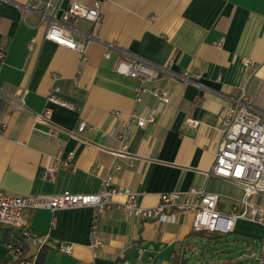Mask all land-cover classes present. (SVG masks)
Returning a JSON list of instances; mask_svg holds the SVG:
<instances>
[{
  "label": "crops",
  "instance_id": "crops-1",
  "mask_svg": "<svg viewBox=\"0 0 264 264\" xmlns=\"http://www.w3.org/2000/svg\"><path fill=\"white\" fill-rule=\"evenodd\" d=\"M33 1L45 0H0V91H24L23 110H9L0 96V123H6L0 129V191L93 193L109 163L117 160L123 168L114 174L115 183L125 193H135L144 207L156 205L163 193H184L191 187L216 193L219 211L241 204L242 187L216 177L212 169L223 138L219 117L239 106L242 88L247 104L264 120V0H74L87 6L99 1L101 6L96 25L83 19L60 23L65 36L86 41L85 60L44 37L45 24L28 9ZM58 2L62 10L69 0ZM133 58L167 70L147 86L166 89L169 103L159 105L149 93L135 102L138 80L115 71L119 59ZM245 59L252 63L245 65ZM184 72L200 77L185 81L178 77ZM58 84L77 107L47 103ZM47 105L49 122L36 121ZM144 106L159 111L154 123L129 129L134 162L128 167L127 157L112 154L119 147V122ZM190 120L198 123L191 125ZM82 121L90 128L78 133ZM52 129L56 139L48 133ZM58 152L62 159L72 154L71 166L58 167L54 178L46 179L50 156ZM113 199L120 202L125 195ZM248 201L264 208V194H253ZM92 214L91 207L28 214L29 228L45 235L44 264H185L192 238L202 236L207 243L220 238L217 233L194 234L192 212L163 222H137L112 207L100 215L103 244L92 247ZM3 228L0 241L8 230ZM232 233L243 237V250H248L263 236L264 220L240 218ZM63 245H70V253L60 250ZM16 261L0 242V264ZM225 262L212 259L209 264Z\"/></svg>",
  "mask_w": 264,
  "mask_h": 264
},
{
  "label": "built area",
  "instance_id": "built-area-1",
  "mask_svg": "<svg viewBox=\"0 0 264 264\" xmlns=\"http://www.w3.org/2000/svg\"><path fill=\"white\" fill-rule=\"evenodd\" d=\"M59 0H45L43 3L33 1L28 9L36 13L40 22L45 24L44 37L56 44L62 45L79 53L82 60H85L86 41H77L65 36L62 33L60 23L87 20L93 25L100 21V2L94 1L87 6L74 0H69L67 6L60 9ZM59 11V12H58ZM59 14V17H58ZM32 40L28 49H33ZM4 53L0 50V59ZM109 57V53H106ZM252 62L244 60L245 65ZM115 71L121 75L135 78L139 82L135 102H140L144 94L149 93L159 105L167 104L170 95L161 86L148 87L147 84L154 82L167 72L164 68L139 59H119L115 65ZM169 73V72H168ZM167 73V74H168ZM182 80L198 79L197 73L184 72L178 75ZM76 82V78L72 79ZM60 87L54 85L47 95V103L60 105L67 108H75L73 103L61 98L58 93ZM0 96L9 105V110H23L24 91L13 95ZM159 108L144 106L139 112L133 111L127 119H120L117 133L119 147L112 151L115 158L127 157L126 165L133 166L134 156L128 151L129 129L133 126L144 127L155 122ZM51 109L47 105L43 111L35 116V120L41 123H48L51 116ZM114 114L119 115L118 111ZM198 122L190 120L189 124L196 125ZM219 127L222 133V141L214 155V166L212 174L216 177L238 183L243 191L244 197L241 204L229 212L219 211L217 208L219 196L216 193L206 191L203 188L191 187L184 193L166 192L160 195L159 201L152 207L142 206L133 192H124V188L114 181V174L123 168V164L112 160L106 173L100 178V188L93 193H73L65 190L58 194H33L14 195L0 191V225L11 228L18 233V237L11 235L12 239L5 243L9 251L17 258L18 264H33L36 259V252L44 246L45 235L38 234L29 228L28 214L37 209H45L51 212L57 209H68L77 207H91L93 209L91 235L92 247H99L103 244V238L99 232L100 215L111 209L118 208L124 215L143 221H167L177 213H193V230L196 232H211L217 234H228L233 232L235 222L240 218H250L262 222L264 220V208H261L248 201L253 194H264V120L260 114L252 110L247 104V96L244 89L241 90L239 106L229 107L219 117ZM6 128V123L1 121L0 129ZM90 128L84 121L77 126V132L81 133ZM52 139H56V130L48 132ZM69 154L62 159L61 153L50 156L43 177L53 179L56 169L60 166L70 167ZM96 173V169L91 170ZM125 195L123 201H114L113 196ZM34 249L30 260L26 255L30 249ZM61 251L70 253V245H63ZM22 258V259H21ZM238 260L248 259L251 263L264 264V233L256 245L248 250H243L237 257Z\"/></svg>",
  "mask_w": 264,
  "mask_h": 264
},
{
  "label": "rangeland",
  "instance_id": "rangeland-1",
  "mask_svg": "<svg viewBox=\"0 0 264 264\" xmlns=\"http://www.w3.org/2000/svg\"><path fill=\"white\" fill-rule=\"evenodd\" d=\"M218 235L220 238L212 243H207L202 236L192 238L193 249L185 255V264H209L212 259L225 260L227 264H248V259H237L243 251L242 236L232 232ZM202 243H204L203 246H201Z\"/></svg>",
  "mask_w": 264,
  "mask_h": 264
},
{
  "label": "trees",
  "instance_id": "trees-1",
  "mask_svg": "<svg viewBox=\"0 0 264 264\" xmlns=\"http://www.w3.org/2000/svg\"><path fill=\"white\" fill-rule=\"evenodd\" d=\"M58 86L60 87V92L58 93V95H59L61 98L66 99L67 101H69L66 97H64V94H66V93H65V91L63 90L62 86L59 85V84H58ZM69 102H70V101H69ZM71 103H72V102H71ZM73 105H74L75 107H77L76 104L73 103ZM0 228H3V226L0 225ZM5 228H8V227H5ZM3 229H4V228H3ZM200 233H204V234H205V233H211V232H196V231L194 232V234H200ZM211 234H216V233H211ZM11 235H15V236H17L18 233L15 232L14 230H12L11 228H8V230H7V229L3 230V237H2V239H1L0 242L6 243V242L10 241V240L12 239ZM17 237H18V236H17ZM46 251H47V248H46L45 246H42L41 249L38 250V251L36 252V259H35V261H34L33 264H44V263H45V257H46ZM32 256H33V253L30 254V255H26V259H27V260H30V259L32 258ZM21 259H22V258H21ZM19 261H20V258L17 259L16 262H13V263H10V264H18ZM3 264H8V263L5 262V263H3Z\"/></svg>",
  "mask_w": 264,
  "mask_h": 264
}]
</instances>
